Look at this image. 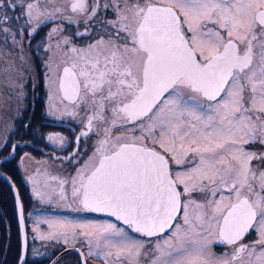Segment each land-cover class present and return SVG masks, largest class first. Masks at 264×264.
Wrapping results in <instances>:
<instances>
[{
  "label": "snow or ice",
  "instance_id": "obj_1",
  "mask_svg": "<svg viewBox=\"0 0 264 264\" xmlns=\"http://www.w3.org/2000/svg\"><path fill=\"white\" fill-rule=\"evenodd\" d=\"M0 5L9 7L6 0ZM68 7L87 24L101 4L68 0ZM63 11L41 10L37 0L27 4V22ZM117 17L107 23L119 22L125 42L71 47L49 96L52 117L90 113L81 136L107 125L93 157L71 179L72 196L133 233L168 232L155 243L150 264H264V170L252 164L264 154L244 147L264 144V0H124ZM118 123L141 135L113 137ZM47 139L62 144L64 138ZM66 183L60 181L62 199ZM42 223L53 231L41 239L65 244L79 229L88 255L94 247L104 264H140L146 255L143 241L111 222ZM251 231L257 238L243 243ZM214 242L232 251L217 255Z\"/></svg>",
  "mask_w": 264,
  "mask_h": 264
},
{
  "label": "flooded vegetation",
  "instance_id": "obj_2",
  "mask_svg": "<svg viewBox=\"0 0 264 264\" xmlns=\"http://www.w3.org/2000/svg\"><path fill=\"white\" fill-rule=\"evenodd\" d=\"M122 0H100L101 7L97 9V14L88 21L87 24L84 23V17L79 16L77 14H74L71 12L70 8L68 7V0H44V9L46 8L48 12H52L54 8L60 7L64 9L61 13H55V19H44L41 23V44L42 49L44 53L41 54L36 49L37 41L33 40L31 42L30 48L33 52L34 57L37 60H40L43 62L46 58L51 60L52 65H42V68L40 70L41 77L44 81H47L48 83H52L55 81H58V77L62 74L63 67L65 66V61L68 59V56L71 54L69 52V49L73 46L77 48H85L89 44H93L98 40H113L114 38V32L110 28L109 23H107L110 19V15L112 11L119 7L121 5ZM133 2V0H132ZM89 3H91V0H89ZM107 3L110 5L108 8H104L103 5ZM66 16H72L73 19L70 22L67 19H64ZM52 24H55L56 26H59L61 28V31L59 33H56L54 36L50 37L49 33L51 31ZM77 33H81L82 35H77ZM68 40L69 43H64L65 40ZM114 41V40H113ZM55 57V58H53ZM44 75L47 76V79H44ZM47 94L44 100V104L42 107V115L43 118L41 120V130L44 132L45 128L52 127L53 124L48 123V120H58V124H54V126L59 129L61 132L68 131L69 136L63 139V143L59 144L57 146L51 147L49 149V153L52 157H55L57 155L62 157L63 160V167L62 168H54L51 165L46 164L45 162L37 161L33 162V166H37V176L40 175V178L44 181H47L50 183L49 188H51L53 184L56 183V187L52 188V190L56 193V197H60V181L61 180H67L68 183L63 185L64 188V196L66 199V202H70V197L72 195V185H71V179L77 175L78 170L84 168L86 164L89 163V158L93 157V154L96 151V148L98 147V141L103 138V128L107 125L105 124H98L96 128L92 132H89L87 136H81L82 131H87L86 128V116L90 114L89 112L82 111L79 112L76 116L71 115H64L60 116L59 118L52 117L47 112ZM31 114H33V111L31 110ZM109 116V119H111V114L107 113ZM85 125V127H83ZM77 127L80 128V131L77 130ZM129 127L127 126H121L119 123L116 125V127L112 128V136H119V135H136L138 136L141 134L139 130H136L135 132H130ZM75 130V132H72ZM122 130V133L120 131ZM91 135L94 137L91 138ZM44 136V133H43ZM83 137L85 139L83 140ZM43 138V137H42ZM33 138L30 139V141ZM29 141V142H30ZM37 140H33L31 143H27L25 146L21 147L15 155H18L21 150H24L26 148H29L31 146L32 148H35L36 150L39 147L44 148V146H37L36 144H33ZM33 144V145H32ZM246 150L249 152H254L258 156L260 154H264V144L259 143L258 141L255 143H250L245 145ZM88 149V150H87ZM36 150L33 151L36 157L37 154ZM42 156V155H40ZM98 160V158H97ZM189 160L192 161V163H195V158L189 156ZM95 162V161H94ZM93 162V163H94ZM18 164V161L16 162ZM253 167L259 172L260 170H264V161L260 160H253L252 162ZM192 166V165H190ZM31 169V168H30ZM29 169V170H30ZM27 170V171H29ZM24 172L25 173L27 172ZM15 178H18L14 174ZM56 178V179H53ZM19 179V178H18ZM27 177L23 176L22 181L24 182V186L29 189L30 184L26 180ZM34 188L33 186H31ZM19 191L22 189V186L18 185ZM39 193L41 195H44L46 193L45 190L39 189ZM197 194L198 196H201L199 193H193ZM35 199V198H34ZM77 203H79L78 198H74ZM41 209V206L39 207ZM4 207L0 205V223L6 222L9 227V223L7 219L4 216ZM116 224L119 223L115 221ZM182 221L180 220L179 223ZM121 223L117 224L120 225ZM121 226V225H120ZM125 227L126 231H129V234L132 236L140 237L144 241V249L143 253H146V255L142 254L140 257V264H149L147 257H153L154 256V245H155V239L157 237H160L162 234H160L157 237H144L141 236L138 233L131 232L130 229L127 228V226L122 225ZM11 228V227H9ZM167 233V232H165ZM163 233V234H165ZM257 238L255 231H251L250 234H248L245 239L242 241L243 243L247 244ZM213 245L219 246V249L217 250L218 253H230L232 251L231 246L225 245L219 242L212 243ZM69 246H72L69 244ZM74 246L81 247L84 251L86 258L85 264H94L91 256L88 255V252H86V246L82 243L80 245L74 244ZM77 248V247H76ZM229 248L228 252L227 249ZM72 247L69 249H65L55 255L56 252H50L52 255H49L48 258L51 257L52 260L47 263V255L48 252L45 249V254H34L30 256V260L26 262L25 264H81L82 256L80 252L77 249H74L71 255H68L67 252L71 251ZM95 251V248H93ZM54 254V255H53ZM6 255H0V264L4 261ZM70 256V257H68ZM96 257H99L96 255ZM101 258V257H100ZM67 259V260H66ZM61 261V262H60ZM103 262V259L100 260ZM13 264H16V261H14Z\"/></svg>",
  "mask_w": 264,
  "mask_h": 264
},
{
  "label": "rangeland",
  "instance_id": "obj_3",
  "mask_svg": "<svg viewBox=\"0 0 264 264\" xmlns=\"http://www.w3.org/2000/svg\"><path fill=\"white\" fill-rule=\"evenodd\" d=\"M36 24L37 21H33V23H31V25L29 26L35 27ZM24 28H26L25 22L22 21L19 35L15 36L13 33H7L6 31L0 32V160H3L0 165V171L4 172V170H13L15 175L21 181L23 179L24 172L29 170L33 166V162L41 161L53 166L54 168H62L64 164L62 157L59 155L52 157L49 153V149L51 147L57 146L61 143H53L49 141L47 137L52 133H59L63 138L69 136L68 131L61 132L54 126V124L56 123L53 120L49 119L50 123L53 124V126L45 128L44 132H41L42 135L39 138L32 139L29 142L31 143L33 140H37L33 142V144H36L37 146H44V148L39 147L36 150V153H38L37 157L33 155L34 152L33 149H31L32 147L21 150L18 155H15V153L22 147L19 144H21L25 139H30V136L26 137L27 133L25 131L27 115L34 108L37 111L42 112L41 102L39 101V95L41 93L47 94L46 105L48 112L50 103L49 96L50 94L56 93V87L58 83V81H55L50 84L42 79L38 61L34 57L33 52L30 48V38H34L37 43L41 44V39L38 37V35L41 36V33L38 32L37 34H33L32 32L25 31ZM53 28H58L61 31V28L59 26L52 24L50 33L52 32ZM60 31L56 33H59ZM56 33H53L50 37L54 36ZM41 50L43 49L37 51L40 53ZM44 79H47L46 75H44ZM83 127H85V125H83ZM128 127L131 128L132 126L128 125ZM77 130L80 131V128L77 127ZM72 132H75V130H73ZM9 136L12 141L6 144L5 142ZM84 139L85 137H83V140ZM9 154H11V156L7 159H4V157L8 156ZM17 161L18 164H16ZM171 166L174 170H182L184 167H190V165L177 166L174 164H172ZM8 176L10 177L9 180L11 186L16 185L18 187V185H20L17 183L15 177H11V175ZM20 186H22V189L20 190L22 198L19 200L21 203L23 220H28V230L32 232L35 238L37 237V239L43 241V254H45V249L48 252V255L46 257L47 263H49L61 249L71 248L69 244L74 246V244L80 245V243H82L86 246V252L88 253L89 246L87 240L79 237V229L77 230L78 238L73 240L71 237H69V242L67 244H65L62 238L41 239L40 237L42 235L46 236L49 232L53 231V229H50L48 227V224L42 223L43 221L64 220L81 224H103L106 222L116 224L110 219L88 216L84 212L63 214L45 208L37 209V211H32L37 208L35 206L36 203L34 200L37 195L30 192L28 189L26 190L25 188H23V183ZM227 194V192L224 193V195ZM216 198L219 199L218 196ZM179 221L180 220L178 219L177 223H179ZM117 227L123 226L117 225ZM55 230L65 231V229L60 228H57ZM90 230L91 229H84V231ZM68 231H71V229H68ZM168 234L169 233L167 232L165 234H162L160 237H157L155 239V243L157 242V240L162 242V240L166 238ZM133 237L137 240L143 241L140 237ZM209 239H212V237H209ZM61 245L62 247H59ZM73 250L74 249L72 248L71 251L67 252L68 255H71ZM228 250L229 248L227 249V252ZM92 251L95 255V251L93 249ZM211 251L217 255L222 254L217 252V248L213 244H211ZM50 252L56 253L55 255L53 254L54 256L49 259L48 256L52 255V253ZM152 258L153 257H147L149 264ZM101 259L103 258H100V256L94 259L92 258L94 264H104V262L100 261Z\"/></svg>",
  "mask_w": 264,
  "mask_h": 264
},
{
  "label": "trees",
  "instance_id": "obj_4",
  "mask_svg": "<svg viewBox=\"0 0 264 264\" xmlns=\"http://www.w3.org/2000/svg\"><path fill=\"white\" fill-rule=\"evenodd\" d=\"M5 9H8V7L5 8L0 5V13L7 12L3 11ZM3 18L4 17H2V19ZM5 24H13L10 14L9 17L6 18V21H0V25ZM31 149H33V151L36 150L35 148ZM7 172L10 173V171ZM2 180L3 179L0 177V205L4 207L3 214L11 228L8 227L6 222L0 223V255L7 254L2 264H13L14 261H17L20 250L19 230L15 220L16 204L11 187L6 183L3 184Z\"/></svg>",
  "mask_w": 264,
  "mask_h": 264
}]
</instances>
